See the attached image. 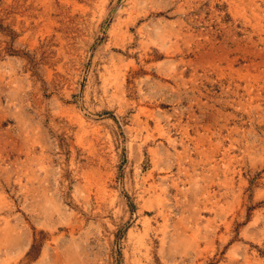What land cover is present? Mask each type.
<instances>
[{
	"label": "rangeland",
	"instance_id": "rangeland-1",
	"mask_svg": "<svg viewBox=\"0 0 264 264\" xmlns=\"http://www.w3.org/2000/svg\"><path fill=\"white\" fill-rule=\"evenodd\" d=\"M0 264H264V0H0Z\"/></svg>",
	"mask_w": 264,
	"mask_h": 264
}]
</instances>
